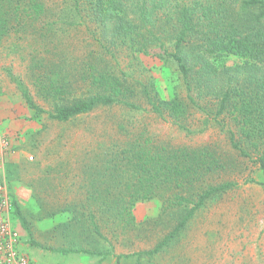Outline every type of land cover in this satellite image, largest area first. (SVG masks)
Instances as JSON below:
<instances>
[{
	"label": "rangeland",
	"instance_id": "rangeland-1",
	"mask_svg": "<svg viewBox=\"0 0 264 264\" xmlns=\"http://www.w3.org/2000/svg\"><path fill=\"white\" fill-rule=\"evenodd\" d=\"M40 2L44 14L0 42V101L7 100L13 122L19 125L21 149L29 162L16 178L27 184L23 195L15 198V190L5 188L11 196L10 223L19 235L20 254L35 264H264V187L248 182L258 180L256 168L238 158L218 129L189 133L151 113L142 99L131 97L126 101L135 109L120 104L97 107L67 122L51 120L47 114L34 116L21 89L46 113L53 112L56 101L38 93L43 84L49 86L51 79L58 80L57 85L65 83L63 91L71 93L66 98L74 99L86 90L81 74L91 71L89 65H115L110 55L93 53L96 25L87 17L80 19L70 0ZM118 62L124 73H132L128 84L135 86L137 80L153 85L163 99L172 96L176 74L169 65L143 56L132 60L124 53ZM238 62L235 57L216 60L226 66ZM42 74L46 78L38 79ZM138 142L147 143L150 151L156 147L169 153L211 145L226 158L228 168L232 161L233 166L203 181H230L236 187L209 199L160 247L182 218L180 210L163 214L160 199L138 201L133 208L136 225L126 227L105 206L97 207L102 198L106 203L116 197H108L107 188L118 192L123 184L138 183L134 175L136 180L121 179L118 159L126 144ZM13 201L25 225L13 216ZM89 213L102 237L94 235Z\"/></svg>",
	"mask_w": 264,
	"mask_h": 264
},
{
	"label": "trees",
	"instance_id": "trees-1",
	"mask_svg": "<svg viewBox=\"0 0 264 264\" xmlns=\"http://www.w3.org/2000/svg\"><path fill=\"white\" fill-rule=\"evenodd\" d=\"M70 1L80 19L87 17L96 25L93 53L110 55L115 65L106 69L89 65L91 71L81 74L86 90L74 99L66 98L71 93L63 91L65 83L57 85L59 81L51 79L49 86L43 84L38 93L45 100L56 101L53 112L46 113L21 89L35 117L47 114L51 120L67 122L97 107L120 104L135 109L126 99H142L151 113L189 133L209 128L224 133L238 158L256 168L258 180L250 178L248 182L264 187V0ZM44 12L40 0H0V42ZM122 53L132 60L143 56L169 65L176 74L172 96L163 99L153 85L137 80H133L135 86L128 84L132 73L121 70L118 58ZM220 57H235L240 63L219 65L216 60ZM45 78L43 74L38 77ZM63 100L66 103L62 104ZM146 146L138 142L122 148L118 158L121 179L137 178L138 183L123 184L118 192L107 188L106 195L115 193L116 197L106 203L102 198L97 207L105 206L126 227L136 225L133 208L138 201L160 199L163 214L169 209L180 210L182 218L169 238L159 244L162 247L209 199L236 187L230 181H203L208 174L230 170L233 161L228 168L226 158L211 145L171 153L156 147L150 151ZM13 216L25 225L15 201ZM89 220L94 235L102 237L93 213Z\"/></svg>",
	"mask_w": 264,
	"mask_h": 264
},
{
	"label": "crops",
	"instance_id": "crops-1",
	"mask_svg": "<svg viewBox=\"0 0 264 264\" xmlns=\"http://www.w3.org/2000/svg\"><path fill=\"white\" fill-rule=\"evenodd\" d=\"M7 100L1 99L0 101V117H1V131L6 136L9 141V150L5 156V163L0 166V181L9 180L4 185V188H7V185L15 190L13 197L23 195L22 190L26 187L27 184H20L18 179L19 176L24 172V167L28 168V156L27 152L24 149H21V143L19 141L18 130L19 125L13 122V113H11L10 109L8 110ZM3 119H8L7 121H3ZM6 170V171H5ZM5 172L7 178L5 177ZM2 176L4 178H2ZM14 179V180H13ZM2 183V182H0ZM8 193V192H7ZM8 196L11 201V196L8 193ZM14 200V199H13ZM12 203V202H11Z\"/></svg>",
	"mask_w": 264,
	"mask_h": 264
},
{
	"label": "built area",
	"instance_id": "built-area-1",
	"mask_svg": "<svg viewBox=\"0 0 264 264\" xmlns=\"http://www.w3.org/2000/svg\"><path fill=\"white\" fill-rule=\"evenodd\" d=\"M1 124L0 118V166L5 163L9 150V141L1 131ZM11 207L4 185L0 184V264H35L18 251L19 235L10 223Z\"/></svg>",
	"mask_w": 264,
	"mask_h": 264
}]
</instances>
